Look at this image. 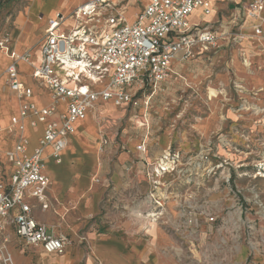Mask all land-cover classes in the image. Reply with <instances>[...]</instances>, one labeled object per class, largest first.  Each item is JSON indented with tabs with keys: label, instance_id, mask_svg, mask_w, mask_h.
<instances>
[{
	"label": "crops",
	"instance_id": "0c3cea01",
	"mask_svg": "<svg viewBox=\"0 0 264 264\" xmlns=\"http://www.w3.org/2000/svg\"><path fill=\"white\" fill-rule=\"evenodd\" d=\"M209 1L214 7V17L216 2ZM247 1H237L235 9H240L241 4ZM24 2V8L16 9L0 19V38L8 39L10 54L14 53L20 57L29 56L28 61L24 59L17 64L19 79L33 90L32 102L43 109L51 104L50 93L43 84L33 79L32 73L34 67L42 63L41 45L45 39L49 21L58 14L68 18L84 3V0H24ZM1 3L2 0H0ZM134 20L132 17L128 21ZM191 22L208 24L207 18L200 19L198 13L193 15ZM254 24L253 21H244L243 32L252 33ZM75 25V20L69 17L61 29L70 31ZM237 42L227 41L209 52L197 51L196 55L208 58L207 55L212 51L219 49L222 51L223 45L236 46L237 48L233 51L237 60L235 69L244 77V84L247 87L264 84V68L262 67L264 59L254 52L251 43ZM241 50L251 56L253 63L251 69L244 65ZM182 57L183 55L179 54L173 62L171 78L164 83H167L166 86L172 85L178 79L186 82L182 73H186L185 70L193 63L191 59L182 60ZM12 63L10 55L0 51V183L2 184L10 183L14 171L13 164L7 159V153L13 151L17 143L18 136L11 134L10 129L11 121L19 116L21 106V102L12 93L8 84L6 70ZM204 69L207 68L204 67ZM61 75L65 78L66 72L62 71ZM70 85L74 86V83L71 82ZM103 85L100 84L95 88L102 89ZM158 91L152 89V93L148 97L145 96L144 103L139 100L140 106L142 103L141 107L145 111L142 115L145 118L144 122L138 124L140 136L132 135L131 131H127L119 143H109L107 140L108 144L105 146L102 145V141L106 140L103 138L105 135L99 137L102 139L100 144L95 132V138H89L85 123L93 122L92 116H100L98 108H103L105 104L115 107L111 102H98L95 107L97 109H93L85 120L77 123L76 133L69 139V145L62 154V161L65 160L63 164H61L62 161L57 163L52 157L50 147L45 150V173L51 183L48 195L52 206L44 211L38 201L31 200L32 215L38 223L46 227L49 234L66 235L71 244L64 255L47 254L41 247L25 246L10 228L8 229L10 250L16 264H183L184 242L191 239H203L202 242H204L210 236L211 226L208 227L207 232L206 228L198 233H195L192 228L189 232L188 220L192 215L189 216L188 212L197 210L200 206L196 204L191 207L185 204L182 199L184 191H177L174 187L170 190L161 188L160 195L165 197L161 208L156 207L149 200L151 185L147 178V171L149 165L159 160L165 150L167 151L174 143L181 150L201 148L210 138L209 131L213 129L214 132H219L221 125L212 123L215 115L212 112L213 116L210 119L201 120L194 129H186L181 134L168 130L169 132L158 135V131H155L148 119L150 103ZM212 95L214 100H218L217 93ZM147 101H149L148 106L145 104ZM129 108L117 109L127 111ZM65 110L66 104L61 102L50 121L59 123L60 116ZM218 112L219 109L216 110V114ZM32 121L33 119L30 118L24 122V136L29 141V154L40 146L47 128L43 123L33 127ZM155 134L157 135L153 140ZM83 136L88 139V142L80 140ZM144 140L147 143V153L142 156L137 151V147ZM155 145L164 150L158 149L153 153L152 149ZM103 148H105L106 160L101 162L100 152ZM160 211L162 215L157 222H153L149 216ZM193 220L199 221V219ZM81 236L86 237L85 242L81 241ZM245 257L244 252H241L239 257L228 253L224 257H219L218 260L219 264H223L222 260H244ZM194 258L199 260V256Z\"/></svg>",
	"mask_w": 264,
	"mask_h": 264
},
{
	"label": "built area",
	"instance_id": "2783aa9c",
	"mask_svg": "<svg viewBox=\"0 0 264 264\" xmlns=\"http://www.w3.org/2000/svg\"><path fill=\"white\" fill-rule=\"evenodd\" d=\"M145 2L133 22L127 21L114 0H84L69 16L76 22L70 31L61 29L69 17L58 14L49 21L41 45L42 63L34 67L32 73L33 79L50 93L51 104L43 109L32 102L33 90L19 79L17 64L24 59L28 61L29 56L10 54L8 39L0 38V51L13 60L6 70L8 84L21 102L20 114L12 119L10 129L11 134H17V143L14 150L7 153L14 171L9 184L0 183V264H16L10 250V228L25 246L41 247L47 254L66 253L70 239L66 235L49 234L33 217L30 201H38L44 211L51 208L48 195L51 183L45 173L44 152L50 147L52 157L61 163L69 139L76 133L77 123L85 120L98 102H111L117 108H137L140 106L139 94L145 85L158 91L171 78L172 65L179 54L183 55L182 60H187L197 51L219 48L220 41H247L264 59V0H248L241 5L240 13L235 14L232 21L236 33H219L210 24L191 22L197 13L200 19L213 16L214 7L209 0ZM244 21L255 22L252 33L243 32ZM241 58L248 69L253 67L251 56L243 50ZM62 71L66 72L65 78ZM100 84H104L103 88L96 89ZM234 88L243 87L236 83ZM256 91L264 94L263 87ZM61 102L66 104V110L60 116V122L50 121ZM145 104L148 106L149 101ZM30 118L33 127L38 123L47 127L40 146L32 154L28 153L29 141L24 136V122ZM107 144V140L102 141L103 146ZM137 151L146 155L145 140ZM211 156L212 150L208 146L195 159L200 163L208 162ZM186 159L181 152L170 148L149 165V200L156 207L161 208L165 201L160 189L170 187L166 179L185 176L183 172L189 165ZM161 215L160 211L148 216L157 222ZM80 239L86 241L85 236Z\"/></svg>",
	"mask_w": 264,
	"mask_h": 264
},
{
	"label": "rangeland",
	"instance_id": "374dc122",
	"mask_svg": "<svg viewBox=\"0 0 264 264\" xmlns=\"http://www.w3.org/2000/svg\"><path fill=\"white\" fill-rule=\"evenodd\" d=\"M237 1L215 0L216 14L207 18L215 31L237 32L232 24L235 14L240 13L239 9H235ZM114 2L127 21L132 17L135 19L146 3L145 0ZM24 6V0H2L0 19ZM219 44L225 43L220 41ZM235 48L223 45L222 51H212L208 58L198 54L190 58L193 64L185 70L186 73H182L186 82L178 79L172 85H162L148 111L149 122L158 135L169 131L181 134L186 129H194L201 120L210 119L212 112L215 113L212 123L221 125L219 132L213 129L209 131L210 138L201 148L181 150L174 143L167 149L181 152L189 163L183 172L185 176L176 178V175L166 179L170 185L168 190L174 187L177 191H184L182 199L185 204L200 206L188 212L189 216L192 215L188 220L189 232L192 228L195 233L204 228L207 232L208 227H212L210 236L204 242L203 239L184 242L183 264H219V257L228 253L239 257L241 252L246 253L244 260L221 262L264 264V94L256 91L264 88V84H255L254 87L244 84V77L235 69ZM236 83L243 88L236 90ZM151 93V86L145 85L139 100L144 103L145 96ZM213 93H217L218 100L212 98ZM141 106L126 111L105 104L103 108H98L100 116H92L93 122L85 123L87 136L94 139L95 132L99 144L102 135L114 144L119 143L127 131L140 136L138 124L145 119ZM80 140L88 142L85 136ZM208 146L212 156L208 162L200 163L195 156ZM158 149L164 150L155 145L153 153ZM105 155L103 148L100 152L101 162L106 160ZM192 218L199 221L194 222ZM211 218L214 221H210ZM195 256H199V260H195Z\"/></svg>",
	"mask_w": 264,
	"mask_h": 264
},
{
	"label": "bare ground",
	"instance_id": "6f19581e",
	"mask_svg": "<svg viewBox=\"0 0 264 264\" xmlns=\"http://www.w3.org/2000/svg\"><path fill=\"white\" fill-rule=\"evenodd\" d=\"M97 108H95V110H96ZM262 177H264V176H262Z\"/></svg>",
	"mask_w": 264,
	"mask_h": 264
},
{
	"label": "trees",
	"instance_id": "16d2710c",
	"mask_svg": "<svg viewBox=\"0 0 264 264\" xmlns=\"http://www.w3.org/2000/svg\"><path fill=\"white\" fill-rule=\"evenodd\" d=\"M12 0H9V2H11Z\"/></svg>",
	"mask_w": 264,
	"mask_h": 264
}]
</instances>
